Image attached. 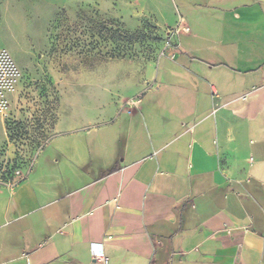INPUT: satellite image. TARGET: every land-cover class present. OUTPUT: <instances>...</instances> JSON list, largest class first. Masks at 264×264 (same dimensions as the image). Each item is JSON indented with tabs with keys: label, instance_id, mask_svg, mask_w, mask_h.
Masks as SVG:
<instances>
[{
	"label": "crops",
	"instance_id": "crops-1",
	"mask_svg": "<svg viewBox=\"0 0 264 264\" xmlns=\"http://www.w3.org/2000/svg\"><path fill=\"white\" fill-rule=\"evenodd\" d=\"M164 1L175 43L135 105L59 119L0 173V264H264V0ZM10 148L0 114V167Z\"/></svg>",
	"mask_w": 264,
	"mask_h": 264
},
{
	"label": "rangeland",
	"instance_id": "rangeland-1",
	"mask_svg": "<svg viewBox=\"0 0 264 264\" xmlns=\"http://www.w3.org/2000/svg\"><path fill=\"white\" fill-rule=\"evenodd\" d=\"M165 7L164 0H0V114L11 147L3 179L27 173L59 119L60 131L83 129L87 117L89 129L107 128L109 113L135 105L140 75L175 43ZM127 124L121 114L109 127Z\"/></svg>",
	"mask_w": 264,
	"mask_h": 264
},
{
	"label": "built area",
	"instance_id": "built-area-1",
	"mask_svg": "<svg viewBox=\"0 0 264 264\" xmlns=\"http://www.w3.org/2000/svg\"><path fill=\"white\" fill-rule=\"evenodd\" d=\"M111 237L112 235L108 236L107 238L110 239ZM103 246V242H95L91 245V254L94 259L100 258L104 263H106L107 258L105 256Z\"/></svg>",
	"mask_w": 264,
	"mask_h": 264
},
{
	"label": "trees",
	"instance_id": "trees-1",
	"mask_svg": "<svg viewBox=\"0 0 264 264\" xmlns=\"http://www.w3.org/2000/svg\"><path fill=\"white\" fill-rule=\"evenodd\" d=\"M105 56H107V55H105ZM108 56L113 57V56H111V55H108Z\"/></svg>",
	"mask_w": 264,
	"mask_h": 264
}]
</instances>
